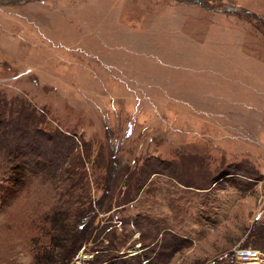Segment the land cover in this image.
I'll return each instance as SVG.
<instances>
[{"label":"rangeland","instance_id":"rangeland-1","mask_svg":"<svg viewBox=\"0 0 264 264\" xmlns=\"http://www.w3.org/2000/svg\"><path fill=\"white\" fill-rule=\"evenodd\" d=\"M95 207L70 264L264 258V0H0V264Z\"/></svg>","mask_w":264,"mask_h":264},{"label":"trees","instance_id":"trees-1","mask_svg":"<svg viewBox=\"0 0 264 264\" xmlns=\"http://www.w3.org/2000/svg\"><path fill=\"white\" fill-rule=\"evenodd\" d=\"M65 172L69 173L68 169L66 168L62 173H60L61 175H63L64 177L67 176V174H65ZM114 178L117 176L118 178V174L114 173ZM55 177V175H51V179H53ZM112 184H116L112 190V192L117 189L119 187L118 182L115 179H112V175L109 178V182H108V186H107V192L110 196V188ZM106 187V186H105ZM84 193V192H83ZM108 194L104 195L103 200L100 202L99 206L100 208H102L104 206V202L105 200H107L108 198ZM110 199H112V196L110 197ZM102 203V204H101ZM99 212L98 207H95V209H92L90 211H85L83 212V214L81 215V217L78 220V225L79 228L80 226H82L81 229L77 230L76 232H74L69 238H70V242L68 243V245L60 248L59 250H63L62 252L56 254L57 251L59 250H54L57 248V242L55 240V236H52L53 238H50V240H48L49 243H47L48 248L51 250L53 249V251L49 254L48 256V260L46 259V262L43 263V260H40V256H39V252L35 251L34 254V260H33V264H70L73 259L79 254V252L82 250V248L84 247V244L86 242H88V239L90 237L91 234V229H92V225L94 223V221L97 218V213ZM57 228L55 229L52 228V233H56ZM60 236L61 239L64 238L63 234L62 235H58ZM57 236V237H58ZM122 256V255H121ZM149 257V256H148ZM118 259V258H116Z\"/></svg>","mask_w":264,"mask_h":264},{"label":"built area","instance_id":"built-area-1","mask_svg":"<svg viewBox=\"0 0 264 264\" xmlns=\"http://www.w3.org/2000/svg\"><path fill=\"white\" fill-rule=\"evenodd\" d=\"M235 264H264L263 255L253 248H238L235 251Z\"/></svg>","mask_w":264,"mask_h":264}]
</instances>
